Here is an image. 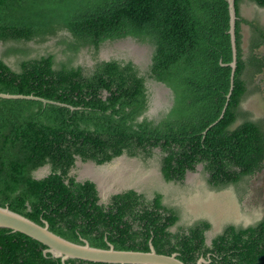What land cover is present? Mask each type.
Listing matches in <instances>:
<instances>
[{"label":"trees","instance_id":"16d2710c","mask_svg":"<svg viewBox=\"0 0 264 264\" xmlns=\"http://www.w3.org/2000/svg\"><path fill=\"white\" fill-rule=\"evenodd\" d=\"M244 1L235 0L238 60L228 99V0H0V93L75 108L0 98V206L99 248L109 242L117 250L148 252L151 240L159 254L178 253L186 264L207 255L209 264H264V219L248 228L226 225L208 246L211 223L177 225L182 209L163 204L162 193L150 199L129 190L100 203L96 185L73 173L78 160L102 165L126 155L146 168L156 165L167 182L179 184L202 165L209 186L221 191L263 170L264 125L242 107L250 79L264 69L263 58L244 59ZM247 1L264 9V0ZM255 28L261 40L252 50L264 44V32ZM127 38L151 48L146 67L129 58L99 59L105 43ZM52 42L62 59L33 57L27 47ZM82 51L92 66L77 62ZM150 83L170 91L157 112H151ZM44 167L49 174L35 178ZM44 248L0 230V264H61L45 257Z\"/></svg>","mask_w":264,"mask_h":264},{"label":"rangeland","instance_id":"374dc122","mask_svg":"<svg viewBox=\"0 0 264 264\" xmlns=\"http://www.w3.org/2000/svg\"><path fill=\"white\" fill-rule=\"evenodd\" d=\"M241 15L251 24L258 25L264 32L263 9H258L255 4L245 0L241 5ZM252 27L247 24L242 25L244 59L249 58L252 53H257L260 57L264 55V49L257 52L251 49L253 42H256L255 30ZM45 47L42 54L54 53L57 59L63 58L60 48L56 47L55 43L52 42ZM117 51H125V54H129L142 65L149 62L151 54V48L148 45L138 43L132 38L110 41L101 48L102 56L105 58H108L114 52L116 54ZM1 56L2 52L0 50ZM5 61L14 70L18 69L15 58L9 57ZM244 78L249 80L248 74ZM250 81L249 92L242 107L244 111L249 113L250 119L260 121L264 125V70L261 73H255ZM162 91H160L159 98L166 93L165 90ZM138 165L140 164L137 161L129 159L119 162L118 166L122 168V172L119 170L121 174L117 175V179H111L115 185L114 190L136 189L142 192L148 189H158L166 195L164 197L168 204L183 208L185 220L192 222L195 219L204 218L212 223L209 238L220 234L228 224L250 226L264 219V168L239 187L229 186L221 191H216L209 186L207 182L208 175L202 173L201 168L197 172L188 175L189 188L181 189L174 187L171 183H166L160 176L158 169L153 167L147 169L144 166V169L139 168L135 171ZM82 167L79 173L81 177L84 176L83 173L88 167L95 171L101 170L99 168L95 169L90 163H86Z\"/></svg>","mask_w":264,"mask_h":264},{"label":"water","instance_id":"95a60500","mask_svg":"<svg viewBox=\"0 0 264 264\" xmlns=\"http://www.w3.org/2000/svg\"><path fill=\"white\" fill-rule=\"evenodd\" d=\"M228 5L230 15V27L228 33L230 35L232 47V62L228 64L232 68L230 78V93L228 94V99H230L231 93L234 88V77L237 69L238 60V49L236 40V22L238 17L236 13L235 0H228ZM0 98L40 101L43 104H54L58 106L70 107L72 110L75 109L71 106L61 104L55 101L46 100L44 98H40L34 95L25 96L0 93ZM225 110L226 109L223 110L221 117H223ZM124 161L125 157L118 159V162ZM118 164L119 163H117L116 166H114L113 168L118 167ZM80 165L81 163L79 164V166ZM92 165L94 166V164ZM113 172L110 171V173ZM39 173L46 174L48 173V170L46 167H44ZM113 175L115 174H112L111 176ZM92 177L93 176H91L89 179L94 180ZM82 178H84V176ZM97 182L98 181H96V183ZM97 185L99 190L101 191L103 188L100 186V183L98 182ZM113 192L118 193L120 191L113 190ZM1 229L10 230L13 233H21L41 243L42 245L47 247V249L45 250V254L49 253L52 255L53 258L61 259L62 264H66V262L69 260H81L101 264H186L178 258V253H173L171 255L159 254L156 251L152 242H150L148 252L117 250L115 246L109 242L108 248H99L92 246L87 240H82L83 244H78L76 242L65 239L51 231L50 225L46 220H43L42 223L39 224L27 218L26 216L11 210L8 206H0V230ZM197 264H207V261L204 258H200Z\"/></svg>","mask_w":264,"mask_h":264},{"label":"flooded vegetation","instance_id":"af4514ba","mask_svg":"<svg viewBox=\"0 0 264 264\" xmlns=\"http://www.w3.org/2000/svg\"><path fill=\"white\" fill-rule=\"evenodd\" d=\"M263 11H264V9H263ZM46 46H48V45H46ZM27 47H29V49H31L32 50V52H31V56H37V55H43L42 54V52L45 50V46H38V45H35V44H33V43H28V45H27ZM0 50H1V52L3 53V51L5 50V47H3V46H1V44H0ZM116 52V51H115ZM115 52L113 53V54H111L108 58H105V57H103L102 56V53H101V50H100V52H99V55H98V57H99V59L100 60H109L110 58H112V57H122V58H125V59H127V58H129V59H131V60H133V62L135 63V64H137V65H141L142 67L143 66H145L146 67V65L148 64V63H146L145 65H142L141 63H139V62H137L133 57H131L129 54H125L124 52L125 51H117V53L115 54ZM76 62V61H75ZM77 62L78 63H82V62H84L85 63V65H88V66H92L93 64H94V61L91 59V57L89 56V55H87L86 54V52L85 51H82V52H80L79 54H78V58H77ZM76 62V63H77ZM150 85V87H151V90L153 91V93H154V100H153V108L151 109V112H157L158 111V109H160L162 106H164V105H167L168 104V100H169V95H170V91H169V89L165 86V85H163V84H156V83H150L149 84ZM161 90H165L166 91V93L164 94V96H162L161 98H159V95H160V91ZM162 91V92H163ZM160 99V100H159ZM125 157V160H135V161H137L140 165H138L137 166V168H136V170L135 171H137V169L139 170V168H142V169H144L145 167H144V165L142 164V162H141V160L139 159V158H129L128 156H126V155H122V156H120V157H118V158H116V159H114L112 162H109V163H105V164H102V165H98L97 163H95L94 161H90V162H87V163H90L91 165L92 164H94V168L96 169V168H101V170L100 171H95L94 169H90V167H88L87 169H86V171H89L90 173H83V175H84V178H82L81 176H80V171H81V167L83 166H85L86 165V163H84V162H82L81 160H78L77 161V163H76V169H75V172H73L74 174H76V179H77V181H79V182H86V181H91V182H93L95 185H96V188H97V191H98V195H99V198H100V203H108L109 202V200L111 199V197L112 196H114V195H118V194H121V193H123V192H127V191H129V190H134V191H136L137 193H143V194H146V196L148 197V198H150V199H152L153 198V196H154V193L155 192H159V193H162L164 196H166L163 192H160L158 189H148V190H146V191H142V192H140V191H138V190H136V189H123V190H119L120 192H118V193H115V192H113V190H114V187H115V185H114V183L113 182H110V180L111 179H114V178H112L113 176H111L112 174H116V176H117V172L119 171V169L121 170L122 168H120L119 166L118 167H116V168H113L114 166H116V164L117 163H119L118 162V159L119 158H124ZM81 163V165L79 166V164ZM82 167V168H83ZM106 167V168H105ZM155 168V169H158V171H159V173H160V176L162 177V179L166 182V183H171L174 187H179V188H181V189H185V188H189V183H188V175L190 174V173H195V172H197L200 168H201V172L203 173V166L202 165H198L197 166V168H196V171L195 172H191V171H189V172H187L186 173V176H185V179L183 180V182H182V184H179V183H175V182H167L165 179H164V177H163V175H162V173L160 172V170H159V168L156 166V165H154V164H152V166H150L149 168H147V169H151V168ZM47 168V170H48V173H46V174H43V173H39L40 171H41V169H39L37 172H35V174H34V176H35V178H37V179H39V178H42V177H44V176H46V175H48L49 174V172H50V168L49 167H46ZM84 169V170H85ZM103 169V170H102ZM113 169H115L114 170V172L113 173H110V171H113ZM117 169V170H116ZM110 173V174H109ZM110 176H109V175ZM100 175H102L103 177H106L107 178V187L106 188H103L101 191L99 190V188H98V185H97V183L99 182V179H100ZM89 176V177H88ZM91 176H93L92 178L94 179V180H91V179H89ZM96 181H98L97 183H96ZM110 182V183H109ZM112 185V186H111ZM114 186V187H113ZM111 187V188H110ZM108 188V189H107ZM212 189V188H211ZM212 190H214V189H212ZM167 199V198H166ZM163 204H165V205H170V206H172V207H180L181 209H182V212H181V218H180V220H179V222H178V224L177 225H179V226H191V225H194L197 221H199V220H207V219H204V218H199V219H195L194 221H187V220H185L184 219V217H185V215H184V211H183V208L181 207V206H174V205H171V204H168L166 201H165V197H163ZM43 221V220H42ZM258 224V223H257ZM50 225V224H49ZM211 225H212V223H211ZM229 225V224H228ZM234 225H236V224H234ZM256 225V224H255ZM236 226H241V227H243V228H248L249 226H243V225H236ZM250 226H253V225H250ZM172 232H175L176 231V227H173L172 229ZM211 230H212V228H211ZM211 230L210 231H208V232H206V242H205V244L206 245H208V246H211V243H212V240H213V238L215 237H211V238H209V233L211 232ZM52 231V230H51ZM54 233H56L55 231H53ZM222 233V232H221ZM56 234H58V233H56ZM59 235V234H58ZM61 236V235H60ZM217 236V235H216ZM61 237H63V236H61ZM63 238H65V237H63ZM66 239V238H65ZM82 240H87L88 242H89V240L88 239H86V238H84V237H82V236H80L79 237V243L78 242H76V243H78V244H83V242H82ZM105 240L107 241V238H105ZM150 242H152L151 240L149 241V245H150ZM90 243V242H89ZM47 249V247H45L44 249H43V254H44V256L45 257H49V258H53L52 257V255L51 254H49V253H47V254H45V250ZM48 255H50V256H48ZM200 258H204L203 256H201ZM199 258V259H200ZM207 258H209V260L208 259H206V258H204L206 261H207V264H209L210 263V255H207ZM53 259H57V260H59L60 261V263L62 264V260L61 259H58V258H53ZM199 259L197 260V262H196V264L198 263V261H199ZM70 261V260H69ZM69 261H67L66 262V264L69 262ZM75 261H81V260H75ZM83 262H85L86 263V261H83ZM88 263V262H87ZM69 264H71V263H69ZM77 264H79V263H77Z\"/></svg>","mask_w":264,"mask_h":264},{"label":"crops","instance_id":"0c3cea01","mask_svg":"<svg viewBox=\"0 0 264 264\" xmlns=\"http://www.w3.org/2000/svg\"><path fill=\"white\" fill-rule=\"evenodd\" d=\"M245 2V1H244ZM254 4V3H253ZM255 6L258 8V9H262V8H260V7H258L256 4H255ZM241 17H242V15H241ZM245 19V18H244ZM248 21V20H247ZM249 22V21H248ZM247 25H250V26H253L252 28L255 30L256 28L255 27H257V28H259L258 27V25L256 26L255 24H251V22H249V23H247ZM260 29V28H259ZM242 31H243V28H242ZM243 33V32H242ZM243 35V34H242ZM254 37L256 38V42H253V45L255 44H258L259 42H260V38H259V34L255 31V33H254ZM260 49H264V44L262 45V46H260L259 48H257V49H254V51H258V50H260ZM252 56L253 55H255L256 57H259V58H263L264 59V55H261L262 57H260V55H258L257 53H252L251 54ZM251 55H250V57H251ZM264 70V69H263ZM263 72V71H262Z\"/></svg>","mask_w":264,"mask_h":264},{"label":"bare ground","instance_id":"6f19581e","mask_svg":"<svg viewBox=\"0 0 264 264\" xmlns=\"http://www.w3.org/2000/svg\"><path fill=\"white\" fill-rule=\"evenodd\" d=\"M88 170V169H87ZM117 170V169H116ZM120 170V169H119ZM121 172H122V170H120ZM127 171V170H126ZM121 172H119L118 171V174L117 175H119V174H121ZM85 173H90L89 171H86ZM123 174V173H122ZM109 175V174H108ZM110 176V175H109ZM127 176V175H126ZM125 177V176H124ZM112 178H114V180L115 179H117V176H116V174L115 175H113V177ZM120 178V177H119ZM118 178V179H119ZM112 180H110V182H111ZM118 181V180H117ZM121 181V180H120ZM109 182V183H110ZM113 182V181H112ZM123 182V181H122ZM99 183H100V186L102 187V188H106L107 187V178L106 177H103L102 175H100V179H99ZM112 186V185H111ZM114 187V186H113ZM111 188V187H110ZM119 188V187H118ZM108 189V188H107Z\"/></svg>","mask_w":264,"mask_h":264}]
</instances>
